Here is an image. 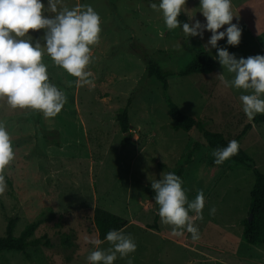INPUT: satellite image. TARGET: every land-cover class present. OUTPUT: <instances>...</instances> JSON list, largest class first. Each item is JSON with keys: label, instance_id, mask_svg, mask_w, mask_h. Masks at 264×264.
Masks as SVG:
<instances>
[{"label": "rangeland", "instance_id": "obj_1", "mask_svg": "<svg viewBox=\"0 0 264 264\" xmlns=\"http://www.w3.org/2000/svg\"><path fill=\"white\" fill-rule=\"evenodd\" d=\"M154 2L159 0H62L58 11L91 5L100 16L99 40L90 45L92 60L86 68L94 86L77 85V78L44 50L42 62L49 81L67 97L61 112L45 118L39 110L12 109L6 97L0 98V123L9 132L15 153L0 169L5 181L0 193V236L5 235L8 219L15 217V236L37 221L34 237L48 235L52 243L29 248L31 260L21 252H1L0 264H89L93 245L88 241L98 239L93 222L97 206L125 218L129 223L121 231L137 245L128 257L117 254L114 264H128L129 258L133 264H264L258 258L260 251L243 237L255 183L253 170L230 159L219 167L197 131L173 128L161 84L148 76L147 63L136 52L143 47L150 59L177 72L201 50L214 58L217 49L205 46L211 32L205 30L203 39L195 36L186 41L181 28L167 29L162 13L150 7ZM43 3L46 9L47 0ZM184 9L195 16L189 20L181 11L182 23L205 21L199 0H186ZM231 10L232 23L242 29L241 42L228 45L225 37L218 46L237 58L264 54L263 0H231ZM44 32L30 29L28 35L43 44ZM214 60L212 73L170 77L168 93L184 113L202 118L208 129L232 139L247 123H254L242 110L240 95L247 93L225 86L216 77L224 69ZM224 76L232 78L226 70ZM126 107L130 128L123 133L117 115ZM52 138L59 147L48 142ZM197 140L203 146L186 163ZM240 145L264 173V122L255 124ZM182 166L188 200L201 190L205 196L203 219L189 213L199 230L197 240L186 230L175 235L160 217L159 229L149 228L159 209L151 179H160L162 172L177 173ZM212 207L214 215L209 212ZM66 236L71 245L63 244ZM99 247L110 245L104 240Z\"/></svg>", "mask_w": 264, "mask_h": 264}, {"label": "clouds", "instance_id": "obj_2", "mask_svg": "<svg viewBox=\"0 0 264 264\" xmlns=\"http://www.w3.org/2000/svg\"><path fill=\"white\" fill-rule=\"evenodd\" d=\"M60 4L62 0H47L45 9L43 0H0V98L6 97L7 105L12 109L31 108L39 110L45 118H51L59 114L67 102L66 95L49 81L47 66L42 62L44 50L57 66L77 78V85L94 86L93 80L89 79L92 73L86 68L92 60L90 45L99 40L100 16L91 5H77L73 9L64 7L58 11ZM185 4L186 0H159L150 7L162 13L167 29L181 28L186 41L195 36L203 39L205 30L210 31L205 46L217 49L214 59L224 69L216 77L225 86L247 93L240 95V101L248 119L264 114V54L237 58L227 48L218 46L225 37L228 45L236 46L241 42L242 29L232 23L235 15L231 0H199V12L205 21L197 19L193 23L178 20L181 11L188 14L189 20L195 16L184 9ZM224 25L228 27L219 31ZM30 29L45 30L43 44L40 39L33 42V37L28 35ZM225 70L231 74V79L225 78ZM239 147L237 140H230L226 147L213 152L214 163L222 164L236 155ZM14 156L10 134L0 123V169H4ZM182 183L175 172H162L160 179H151V188L155 192L161 222L172 226L175 235H182L186 230L193 240H197L199 230L189 213L203 219L204 192L199 191L189 201ZM4 189V177L0 176V193ZM209 212L214 215L215 207ZM104 240L110 245L107 249L99 247L103 241L89 239L93 245L87 256L89 264H114L117 254L120 258L128 257L137 248L131 235L118 229L109 230ZM128 264H133L131 258Z\"/></svg>", "mask_w": 264, "mask_h": 264}, {"label": "trees", "instance_id": "obj_3", "mask_svg": "<svg viewBox=\"0 0 264 264\" xmlns=\"http://www.w3.org/2000/svg\"><path fill=\"white\" fill-rule=\"evenodd\" d=\"M139 51L136 50L137 54L147 63V74L149 77H154L160 84L162 88L163 97L165 103L168 107V113L173 120V128L175 130H185L186 132L197 131L200 138L204 139L208 149L213 155V152L218 148L226 147L230 140H237L240 145L241 138L252 128L251 123H247L243 130L232 139H227L222 133L212 131L207 128L205 121L202 118L195 117L190 114L184 113L180 107L172 100L169 96V78L172 76H179L182 78L188 77L192 74L199 73H212L216 68V62L214 58L207 51H199L193 59L180 71H172L170 69H165L160 66L155 60L150 59L148 51L142 47H138ZM141 50V51H140ZM130 103V100L128 104ZM117 120L120 125V129L123 133H127L130 128L129 122V112L126 107L117 115ZM254 124H259L264 122V114L255 115L252 119ZM127 137H124L123 143H126ZM49 143L55 144L58 147L60 142L54 138L48 140ZM203 144L200 141H194L192 143L191 152L186 160V163L192 159L194 152L202 148ZM213 157V161L215 157ZM237 163L246 165L251 168L255 175V183L250 191V203L248 206V215H252L249 220L246 218L244 220V230L243 237L245 241L252 245H260L264 243V173H262L255 162V160L244 151V149L239 147V151L236 155L229 158ZM184 171V166H182L176 173L181 177ZM158 217H155L154 224L150 225L149 228H158ZM93 222L97 230L98 239L104 241V237L107 232L112 229L122 230L128 225V221L116 215L106 209L97 206L93 214ZM17 218L10 217L6 225V231L4 236H0V253L5 251H17L25 255V257L31 260V254L29 248L38 247L39 245H44L45 247H51V241L48 235L41 237H34L39 223L33 221L26 225L19 236H15L14 230L16 227ZM64 245H71V240L69 236L63 239Z\"/></svg>", "mask_w": 264, "mask_h": 264}, {"label": "crops", "instance_id": "obj_4", "mask_svg": "<svg viewBox=\"0 0 264 264\" xmlns=\"http://www.w3.org/2000/svg\"><path fill=\"white\" fill-rule=\"evenodd\" d=\"M263 3H264V0H263ZM254 127H255V124H252V128H251L250 130H253ZM223 163H224V162H223ZM223 163L220 164L219 167L222 166ZM217 171H219V170H217ZM255 249H256L257 251H260V252H259L260 257H258V258H259L261 261H264V243H263V244H260V245H255ZM240 258L243 259V260H245V257H241V256H240Z\"/></svg>", "mask_w": 264, "mask_h": 264}, {"label": "water", "instance_id": "obj_5", "mask_svg": "<svg viewBox=\"0 0 264 264\" xmlns=\"http://www.w3.org/2000/svg\"><path fill=\"white\" fill-rule=\"evenodd\" d=\"M252 215H249V220L251 219Z\"/></svg>", "mask_w": 264, "mask_h": 264}]
</instances>
